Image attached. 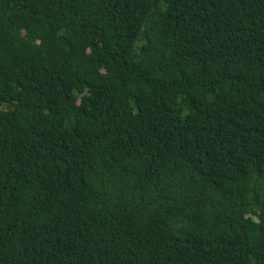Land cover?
Returning <instances> with one entry per match:
<instances>
[{
  "label": "trees",
  "instance_id": "16d2710c",
  "mask_svg": "<svg viewBox=\"0 0 264 264\" xmlns=\"http://www.w3.org/2000/svg\"><path fill=\"white\" fill-rule=\"evenodd\" d=\"M0 264H264V0H0Z\"/></svg>",
  "mask_w": 264,
  "mask_h": 264
}]
</instances>
